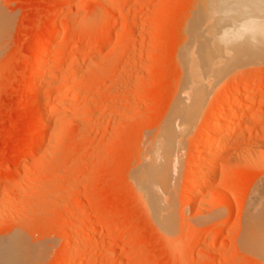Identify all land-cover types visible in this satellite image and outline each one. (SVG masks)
I'll list each match as a JSON object with an SVG mask.
<instances>
[{
    "label": "rangeland",
    "instance_id": "rangeland-1",
    "mask_svg": "<svg viewBox=\"0 0 264 264\" xmlns=\"http://www.w3.org/2000/svg\"><path fill=\"white\" fill-rule=\"evenodd\" d=\"M201 1L0 0V255L63 264L73 249L70 264H264V239L244 219L253 199L248 217L264 204L263 116L232 123L225 144L243 143L228 155L220 143L210 183L203 165L225 93L249 76L264 81V59L230 66L206 92L174 144L161 221L132 182L178 93L177 55ZM53 16L61 24L50 30ZM41 37L50 50L40 77L32 49ZM231 106L236 116L246 108ZM87 249L93 256L82 257Z\"/></svg>",
    "mask_w": 264,
    "mask_h": 264
},
{
    "label": "bare ground",
    "instance_id": "bare-ground-1",
    "mask_svg": "<svg viewBox=\"0 0 264 264\" xmlns=\"http://www.w3.org/2000/svg\"><path fill=\"white\" fill-rule=\"evenodd\" d=\"M200 7V9L198 10L199 12L196 13L188 26H186L187 30L185 29V40L179 47L177 56H179L178 59H180L181 61L180 67L183 68V78L182 76V80L180 78L179 89L177 88L178 93L174 97L169 115L163 123L160 133L158 134L154 143L151 146L147 147V149L145 150V152L147 151V154H145V156L143 157V162L141 161L142 163L140 167L132 175L133 186L138 190L139 197L143 201L145 209L149 211L151 210L150 212L154 214L153 216H156L155 218H158V220L156 219V221L162 220V213L166 206L161 195H164L163 192L165 194L167 193L166 187L172 166L174 144L176 143L177 139H179L181 133L183 134L187 131L188 126L192 122L196 112L202 105V101L203 98H205L206 92L209 91V88L213 86V82H216L214 80L219 79L218 77L221 78L220 75L223 76L225 71H227L229 68L231 69L232 66L234 67L240 64H244V62L248 58H251L254 61L255 59H264V0H207L203 2ZM50 22V30L57 29L61 24V21L56 16H53ZM96 24L100 25L98 21L97 23L94 20L88 21V26H93ZM41 38L37 39V41L35 40L32 49V57L34 62L33 70L37 75H40V77L43 75L47 67L50 50L48 46H46V41L48 39L43 40V38ZM251 59L250 61L252 62ZM241 60H243L244 62ZM240 61L243 63H241ZM238 62L240 63L236 65V63ZM243 81H241L240 83L237 82L236 85H233L234 87H232V89H229L232 92L225 93V96L222 99V104L223 106H226V109H224V107V111L219 109V112L220 110L222 111L221 120L215 122L214 124H211V126H208V128H206L207 126L205 127L215 136V139H213L214 141L211 140L207 143L206 149H208L209 154L206 157V161H203L204 163L201 161L206 171L209 173L206 174L207 183H210L214 179L215 173H212L211 169L214 168V165L216 164L220 156L222 157V149L226 147V152L223 153H226V155H228L233 149H236L238 147V143H243L239 141L238 138L233 136V139L230 142L229 146L227 147V145L225 144L226 140H228L227 132H229L228 130L231 128L232 123L235 121L239 122V120L246 115L250 117L263 116L264 118V113L258 111L257 109L254 110V105L256 104V102L259 101L260 98L264 97V91L261 90L264 87V81L254 80L250 76L245 78V80ZM244 84L247 86L251 84V87H247ZM247 88L249 89L246 90ZM240 90L246 91L244 95L236 97L235 92H240ZM44 95H46V93ZM231 105L237 107L246 106V108L242 112H240L238 116H236L231 111ZM255 108H257L256 105ZM252 128V125L251 127H248L250 131L252 130ZM33 130L35 134H40L37 128H33ZM33 135L34 134H32V137H34ZM35 138L37 139L38 137L35 136ZM220 143L223 146V148L221 149L222 151H219L220 148H218V146H220ZM197 145L198 143L195 144V146ZM21 154H26V150H23ZM257 157L253 158V160H258ZM245 160H247V158ZM190 163L194 169V166H196L197 164L199 165L200 162L197 158L192 159ZM207 169L211 170V172H209ZM14 172L13 174H16ZM262 185L263 184L261 183V186ZM258 187H260V184L258 185ZM258 187L255 188V192H259ZM262 191H264V189H262ZM258 192L256 193V195L254 193L255 199L258 197ZM260 197L263 198V194L262 196L260 194ZM259 200L261 201V199ZM257 202L256 207L260 206L257 209L260 210L261 207L262 209L260 211L258 210L257 212L255 211L254 214L248 217V211L253 208L252 206H255V200L253 199L252 202H250L251 207L249 208V204V209H246L247 214H245L247 217L245 218L244 216V219H250V227L254 226L255 228V226H257L259 229L256 231L251 228L249 230L250 234H257L258 238L260 237V239H264V204L258 203L259 205H257ZM152 211H154L156 214ZM251 211H254V209H252ZM247 224H249V222H246L245 226H249ZM91 239V242L93 243L95 240H97V237L94 236ZM75 241V245L73 246L77 247V244H79V242L77 241V243ZM246 242L248 241L246 240ZM252 242H255L254 239L251 241V243ZM262 245L264 247V241ZM254 248L253 250H256V248ZM259 249H257V253ZM261 250L262 249H260V253ZM76 253L77 251L73 249H67V251H65L63 255V264L64 261L65 263L70 264L75 255H77ZM82 253V257H89L90 255H92V251L90 249ZM15 254L16 253H12L8 256L1 254L0 264H36L37 262V259H34L33 262L29 263V261H27L29 259H26L27 257L24 258L20 254ZM215 264L218 263L216 262Z\"/></svg>",
    "mask_w": 264,
    "mask_h": 264
}]
</instances>
